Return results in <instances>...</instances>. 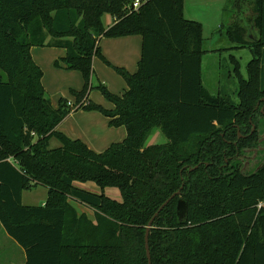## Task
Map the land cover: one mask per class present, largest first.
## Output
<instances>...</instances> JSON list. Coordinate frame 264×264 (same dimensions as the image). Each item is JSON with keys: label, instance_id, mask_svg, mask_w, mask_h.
Wrapping results in <instances>:
<instances>
[{"label": "trees", "instance_id": "1", "mask_svg": "<svg viewBox=\"0 0 264 264\" xmlns=\"http://www.w3.org/2000/svg\"><path fill=\"white\" fill-rule=\"evenodd\" d=\"M183 9L184 0H147L132 12L125 0H0V224L25 264H148L149 221L182 185L151 229L152 264H264V162L246 173L236 158L264 122V0H227L215 32L253 55L247 77L231 56L239 102L207 90L203 24ZM106 13L115 17L109 26ZM129 35H141L143 48L135 73L120 70L128 88L100 86L112 109L86 102L94 59L106 60L102 39ZM34 46L65 48L64 65L83 73L75 104L53 106ZM81 108L125 126L126 139L96 152L58 131ZM155 128L167 142L146 143ZM53 136L61 146H49ZM87 182L101 192L78 185ZM37 185L47 188L46 202L24 204L23 192Z\"/></svg>", "mask_w": 264, "mask_h": 264}, {"label": "rangeland", "instance_id": "2", "mask_svg": "<svg viewBox=\"0 0 264 264\" xmlns=\"http://www.w3.org/2000/svg\"><path fill=\"white\" fill-rule=\"evenodd\" d=\"M208 1L203 0L200 5L204 11V14H202L205 16L204 22L200 19L189 17L203 24V36L206 41L204 48L208 51L202 57L203 83L209 92L211 91L215 94L218 92L222 94L226 93L235 102H239V83L236 78L237 65L231 59V56L234 55L239 59L240 66L238 68H240L241 74L247 77V65L253 55L248 48H231V42L226 38L225 33L219 34L218 36L214 31L224 21L223 8L227 0ZM193 6L195 10L199 8L198 5ZM185 7L184 2V16L187 14ZM187 7L190 8V4ZM112 21L113 17L111 14L106 13L103 16L105 26L111 24ZM142 48L143 37H104L101 50L106 60L102 57H96L94 59V72L88 85L86 102L91 101L105 109L114 108V104L106 97L100 86H106L109 91L121 94L128 85L120 70L125 69L130 73H135L139 69ZM34 52L35 57L33 56V50L31 51L32 56L44 71L43 83L46 95L51 100L53 106L58 107L62 99L75 104L77 100L73 91L83 90L86 85V80L80 70L69 69L62 62V58L66 55L65 48L39 46L35 48ZM105 117L106 115L98 109L89 110L81 108L67 115L60 123L58 131L69 137L74 136V138L78 139L81 137L90 139L94 134L99 135L98 132L104 129L101 120L105 119ZM108 123H110V119ZM109 127H111V124ZM114 127L112 126L113 130L109 134L113 137L118 136V133L123 131V128ZM258 132L256 142L252 146L245 147L241 153L243 154L240 157L242 161L241 166L242 170L246 173L255 170L264 162V122L259 126ZM117 140L121 141L120 139ZM165 142H167V138L158 128L153 129L146 141L147 144ZM61 145L62 143L57 136H53L49 141L51 148H56ZM82 187L92 192H101V188L94 182L82 183ZM105 193L118 200L122 199L121 192L118 188L107 187ZM47 197V188L37 185L23 192V203L26 205L40 206L46 202ZM73 203L80 211L87 209L78 202L73 201ZM87 213L92 215L89 208L87 209ZM24 255L23 248L8 235L4 227L0 224V264H24Z\"/></svg>", "mask_w": 264, "mask_h": 264}, {"label": "crops", "instance_id": "3", "mask_svg": "<svg viewBox=\"0 0 264 264\" xmlns=\"http://www.w3.org/2000/svg\"><path fill=\"white\" fill-rule=\"evenodd\" d=\"M209 1H211V0H209ZM208 1V2H209ZM184 2H185V6L187 7V5L188 4H190V8H186L185 7V10H186V13L187 14H185L186 16V18H188V19H192V18H189V17H194V18H196V19H200L202 22H204V15H202V14H204L203 12V10L201 9V7H200V5L202 4V2H203V0H184ZM193 5H198L199 6V8L198 9H194V6ZM226 6V5H225ZM225 6H224V8H225ZM224 8H223V12H224ZM199 11V12H198ZM196 15H198V17H196ZM113 17V21H112V23L111 24H113L114 22H115V17L114 16H112ZM217 19H218V16H217ZM192 20H194V19H192ZM197 21V20H196ZM218 21V20H217ZM216 23H218V22H216ZM111 24H109V25H111ZM109 25H107V26H109ZM219 27H220V25L218 26V27H216L215 28V32L219 29ZM214 28V27H213ZM136 36H138V37H142L141 35H129V36H124V37H126V38H133V37H136ZM103 40V39H102ZM101 44H102V41H101ZM37 47H39V46H34L33 47V56L35 57V52H34V50H35V48H37ZM53 48H55V47H53ZM31 50V51H32ZM66 50V49H65ZM67 52V51H66ZM128 53V52H127ZM44 77V76H43ZM44 84V83H43ZM128 88V86L123 90V92L121 93V94H123L124 93V91L126 90ZM109 117L107 118V116L105 117V119H102L101 120V122H102V124H103V128L104 129H102L100 132H98V134L99 135H96V134H94V136L92 137V138H90V139H88V138H79V139H81V140H83L91 149H93L94 151H96V152H103L104 150H106L111 144H113V143H117V142H122V141H124L125 139H126V137H127V129H126V127L125 126H119L118 128H123V131H120V133H118L119 135L118 136H112V135H109V134H111L110 132H111V130H113V128H112V126L111 127H109L110 126V123H108L109 122ZM106 124V125H105ZM115 128V127H114ZM123 132V133H122ZM72 139H77V138H74V136H70ZM117 139H120L121 141H118ZM115 141H117V142H115ZM79 186H82V183H79L78 184ZM23 200V199H22ZM74 204V203H73ZM82 205V204H81ZM84 206V205H83ZM85 208H89V207H87V206H85ZM87 209H85V210H83L82 209V211H80V212H86L87 213ZM90 210H91V214L92 215H89L88 213V215L89 216H91V217H94V211H93V209L92 208H89ZM24 251V250H23ZM24 254H25V252H24ZM25 259H26V257H25V255H24V264H25Z\"/></svg>", "mask_w": 264, "mask_h": 264}, {"label": "water", "instance_id": "4", "mask_svg": "<svg viewBox=\"0 0 264 264\" xmlns=\"http://www.w3.org/2000/svg\"><path fill=\"white\" fill-rule=\"evenodd\" d=\"M259 104V103H258ZM253 128H255V126H253ZM199 165L191 168V170L198 168ZM183 185L181 186V188L179 190H177L176 192H174L161 206L160 208L155 212V214L152 216V218L149 221V224L147 226V231H146V235H145V240H146V250H147V256H148V264H152V256H151V251H150V244H149V237H150V232L151 229L153 227V224L156 220V218L159 216L160 212L170 203V201L181 194L182 189H183ZM185 208V201L183 199L179 200V204H178V209H182Z\"/></svg>", "mask_w": 264, "mask_h": 264}, {"label": "built area", "instance_id": "5", "mask_svg": "<svg viewBox=\"0 0 264 264\" xmlns=\"http://www.w3.org/2000/svg\"><path fill=\"white\" fill-rule=\"evenodd\" d=\"M147 0H125L126 2V9L129 11H138L140 7L146 2ZM70 105H73L71 101H69Z\"/></svg>", "mask_w": 264, "mask_h": 264}, {"label": "flooded vegetation", "instance_id": "6", "mask_svg": "<svg viewBox=\"0 0 264 264\" xmlns=\"http://www.w3.org/2000/svg\"><path fill=\"white\" fill-rule=\"evenodd\" d=\"M260 104H261V102H259V104H257V109L259 108V106H260ZM261 111L264 113V105L261 107ZM253 126H255V128H253L252 127V133L257 129V125L256 124H254ZM238 134H239V137H242V136H247V135H243L242 133H241V130L240 129H238ZM243 154H241V153H237V155H236V158L240 161V162H242L241 161V159H240V157L242 156ZM242 165V164H241ZM260 166V165H259ZM254 171V170H253ZM252 172V171H251Z\"/></svg>", "mask_w": 264, "mask_h": 264}]
</instances>
